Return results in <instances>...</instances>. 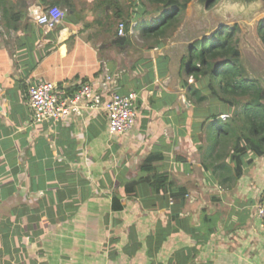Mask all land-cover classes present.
<instances>
[{"label":"crops","instance_id":"0c3cea01","mask_svg":"<svg viewBox=\"0 0 264 264\" xmlns=\"http://www.w3.org/2000/svg\"><path fill=\"white\" fill-rule=\"evenodd\" d=\"M55 5L80 18L43 27L38 16ZM171 8L0 0V264H264L255 209L264 155H248L230 178L204 168L207 143L197 135L205 140L208 105L191 98L196 82L183 65L195 40L180 56L179 27L161 44L145 34ZM121 22L126 41L114 43ZM29 81L56 82L61 95L108 83L104 101L110 88L135 91L137 123L110 133L104 105L35 122ZM152 154L171 191L155 192L142 171Z\"/></svg>","mask_w":264,"mask_h":264},{"label":"trees","instance_id":"16d2710c","mask_svg":"<svg viewBox=\"0 0 264 264\" xmlns=\"http://www.w3.org/2000/svg\"><path fill=\"white\" fill-rule=\"evenodd\" d=\"M147 1L165 9L172 7L145 31L155 44H161L172 30L177 29L181 12L193 0ZM216 3L217 0H210L207 8ZM259 25L264 43V19ZM237 31L236 25L221 26L209 37L195 40L189 47L188 62L186 59L183 64L196 82L194 86L188 85L191 98L199 108L208 105L202 125H199L205 140L197 135L199 147L207 143L203 166L228 178L232 172L234 176L242 174L248 155H264V87L259 79L244 74ZM162 159L161 155L152 154L141 168L151 174L147 180L157 193L172 189L167 186L168 176L156 172V163Z\"/></svg>","mask_w":264,"mask_h":264},{"label":"built area","instance_id":"2783aa9c","mask_svg":"<svg viewBox=\"0 0 264 264\" xmlns=\"http://www.w3.org/2000/svg\"><path fill=\"white\" fill-rule=\"evenodd\" d=\"M68 10L61 6H49L42 12L37 20L47 29L56 28L64 18ZM125 23L119 24V35H125ZM28 101L35 122L64 121L71 116H79L86 107H100L104 105L108 119L109 132L117 135L130 131L137 123L138 93L130 91L120 93L110 88V95L104 101L108 92V83L98 87L92 83L82 84L75 92L61 95L59 86L52 81H29ZM171 198V202H172ZM257 216L264 222V194L255 205Z\"/></svg>","mask_w":264,"mask_h":264},{"label":"rangeland","instance_id":"374dc122","mask_svg":"<svg viewBox=\"0 0 264 264\" xmlns=\"http://www.w3.org/2000/svg\"><path fill=\"white\" fill-rule=\"evenodd\" d=\"M179 17V31L176 40L180 44L179 55L186 53L187 46L194 40L209 37L217 28L237 26L236 36L242 46L243 63L249 78H258L264 87V43L260 38V23L264 19V1L261 9L244 10L234 9L227 5L225 0H217L210 9L196 0L189 3ZM188 4V5H189ZM263 18L258 21V18ZM215 25H219L215 28ZM150 27L151 24H147ZM175 31L172 30L171 33ZM171 35V34H170ZM188 57V56H187ZM186 57V62L188 58ZM248 77V76H247Z\"/></svg>","mask_w":264,"mask_h":264},{"label":"water","instance_id":"95a60500","mask_svg":"<svg viewBox=\"0 0 264 264\" xmlns=\"http://www.w3.org/2000/svg\"><path fill=\"white\" fill-rule=\"evenodd\" d=\"M200 4L207 7L210 0H196ZM229 7L234 9H239L241 12L244 10H254L261 9L264 0H225ZM80 18L79 14L70 11L67 12L64 21L77 22V19ZM126 41V36H118L113 42L123 44Z\"/></svg>","mask_w":264,"mask_h":264}]
</instances>
